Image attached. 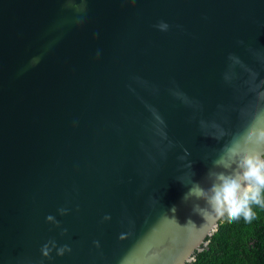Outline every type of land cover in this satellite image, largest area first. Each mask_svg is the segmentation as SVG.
<instances>
[{
	"label": "water",
	"instance_id": "1",
	"mask_svg": "<svg viewBox=\"0 0 264 264\" xmlns=\"http://www.w3.org/2000/svg\"><path fill=\"white\" fill-rule=\"evenodd\" d=\"M260 80L264 0H0V264L192 262Z\"/></svg>",
	"mask_w": 264,
	"mask_h": 264
},
{
	"label": "clouds",
	"instance_id": "2",
	"mask_svg": "<svg viewBox=\"0 0 264 264\" xmlns=\"http://www.w3.org/2000/svg\"><path fill=\"white\" fill-rule=\"evenodd\" d=\"M158 27L164 30L168 26L161 23ZM251 91L255 93L257 106L250 113L246 129L226 145L213 161V167L219 170H209L207 179L210 186L204 187L191 179L189 191L185 193V202H205L206 207L201 208L199 204L193 207V211L203 217H226L228 222L243 218L251 223L256 216L253 205L264 208V80L254 83ZM185 151L187 157L189 153ZM188 167L191 168L190 162ZM66 211L60 209L62 215ZM47 220L52 221L54 217L49 215ZM53 248H56L55 241L45 244L41 249L43 256L50 258ZM70 251L65 245L57 249V254L63 256Z\"/></svg>",
	"mask_w": 264,
	"mask_h": 264
},
{
	"label": "trees",
	"instance_id": "3",
	"mask_svg": "<svg viewBox=\"0 0 264 264\" xmlns=\"http://www.w3.org/2000/svg\"><path fill=\"white\" fill-rule=\"evenodd\" d=\"M253 211L256 213L255 219L251 222H245L240 218L234 222H228L227 218L221 221L218 231L213 235L215 240V249L219 254L221 247L226 251V257L219 261L216 255L214 264H236L239 253L242 255V264L246 263V257L250 256V252L254 246L250 243L255 234L259 235L258 240H261V232L264 228V208L253 205ZM220 242V243H219ZM203 249V248H202ZM206 252L205 249L195 254L194 259L189 264H204Z\"/></svg>",
	"mask_w": 264,
	"mask_h": 264
},
{
	"label": "flooded vegetation",
	"instance_id": "4",
	"mask_svg": "<svg viewBox=\"0 0 264 264\" xmlns=\"http://www.w3.org/2000/svg\"><path fill=\"white\" fill-rule=\"evenodd\" d=\"M259 235L255 234L254 237H252V241L250 242L254 249L252 252H250V256L246 257V263L245 264H264V228L261 232V240H258ZM220 243V242H219ZM215 240L212 237H209L205 244L203 245V249H205L206 257H205V263L204 264H214V260L216 255H218L219 261H221L226 257V251L219 247L221 249V252L218 254L217 250L215 249ZM237 263L236 264H242V255L239 253V256H237ZM225 264V263H220Z\"/></svg>",
	"mask_w": 264,
	"mask_h": 264
}]
</instances>
